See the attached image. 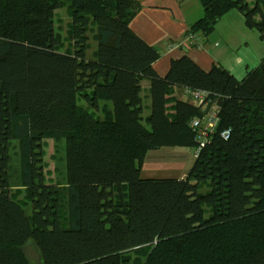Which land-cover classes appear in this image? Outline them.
Masks as SVG:
<instances>
[{"label":"trees","instance_id":"1","mask_svg":"<svg viewBox=\"0 0 264 264\" xmlns=\"http://www.w3.org/2000/svg\"><path fill=\"white\" fill-rule=\"evenodd\" d=\"M199 1L172 43L199 46L232 10L264 39V0ZM135 2L0 0V189L31 200L0 190V264H24L31 245L36 264H264V57L241 79L188 55L161 76L160 49L131 28ZM192 33L202 41L182 44ZM184 90L206 91L219 120L183 177L144 178L147 152L199 146L205 111ZM44 138L64 141L62 182L47 179Z\"/></svg>","mask_w":264,"mask_h":264},{"label":"crops","instance_id":"2","mask_svg":"<svg viewBox=\"0 0 264 264\" xmlns=\"http://www.w3.org/2000/svg\"><path fill=\"white\" fill-rule=\"evenodd\" d=\"M202 14L197 0H136L130 25L144 40L160 49L161 56L154 67L161 76L169 71L172 59L188 55L205 70L221 64L236 78H243L264 57V39L256 29L245 24L238 10L225 14L216 25V33L205 36L199 46L181 48L172 44L183 38ZM141 84L143 93L149 96L150 80L145 78ZM182 93V98L188 97L187 90ZM193 150L171 146L151 150L146 154L141 176L183 177L194 164Z\"/></svg>","mask_w":264,"mask_h":264},{"label":"rangeland","instance_id":"3","mask_svg":"<svg viewBox=\"0 0 264 264\" xmlns=\"http://www.w3.org/2000/svg\"><path fill=\"white\" fill-rule=\"evenodd\" d=\"M251 1V0H250ZM197 3L199 5L200 1L197 0ZM202 7V6H201ZM190 16H193V14L189 13ZM228 19H231L230 17ZM70 16L68 15L67 7L59 8L55 11V26L57 33L61 36V38L64 40L66 44L62 48V50H65L68 47V23L70 21ZM258 32V31H257ZM212 33V32H211ZM210 33V34H211ZM213 33H216L215 30H213ZM259 33V32H258ZM260 34V33H259ZM94 44H92L93 46ZM262 45H264V40ZM94 49L89 50V56H91V52ZM144 96V106L150 104V97L146 96L145 93H143ZM81 104H85L84 101H80ZM150 110L147 108V111ZM43 149H44V163L46 164V174L48 181H58L62 182V180L65 177V169L60 168V162L62 161L64 157V141L63 140H57L55 138H44L42 140ZM194 154V150H193ZM2 193L11 196L12 194L16 196L15 198H18L21 202L26 203L28 211L31 210V200H29L26 196L25 190H16L13 188H2L0 189ZM39 261V254L35 248L34 245L27 246L25 248V253L23 256V263L24 264H36Z\"/></svg>","mask_w":264,"mask_h":264},{"label":"built area","instance_id":"4","mask_svg":"<svg viewBox=\"0 0 264 264\" xmlns=\"http://www.w3.org/2000/svg\"><path fill=\"white\" fill-rule=\"evenodd\" d=\"M203 36L197 33L189 34L182 44H185L187 41L201 42ZM190 39V40H188ZM177 47H180L179 43H172ZM188 95L192 96L193 101L201 106L202 110L205 111L204 115L193 119V125L198 127L199 133V146L194 149V156H197L202 149V147L209 141L210 133L214 130L218 120H219V105L216 104V101L210 99L208 93L202 90H187ZM221 135L228 139L230 136V131L224 130Z\"/></svg>","mask_w":264,"mask_h":264}]
</instances>
